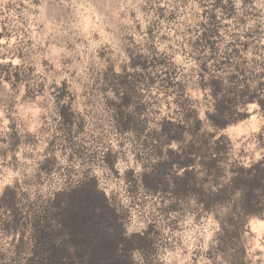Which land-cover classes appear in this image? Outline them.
I'll use <instances>...</instances> for the list:
<instances>
[{"label": "clouds", "instance_id": "clouds-1", "mask_svg": "<svg viewBox=\"0 0 264 264\" xmlns=\"http://www.w3.org/2000/svg\"><path fill=\"white\" fill-rule=\"evenodd\" d=\"M0 264H264V0H0Z\"/></svg>", "mask_w": 264, "mask_h": 264}]
</instances>
